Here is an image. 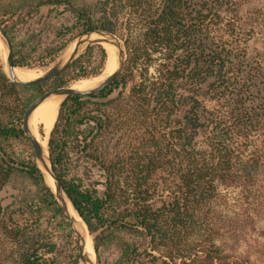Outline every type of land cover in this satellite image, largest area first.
<instances>
[{
  "label": "trees",
  "instance_id": "16d2710c",
  "mask_svg": "<svg viewBox=\"0 0 264 264\" xmlns=\"http://www.w3.org/2000/svg\"><path fill=\"white\" fill-rule=\"evenodd\" d=\"M241 1L71 6L75 37L95 29L130 34L123 74L101 93L65 98L49 138L57 176L90 234L106 227L95 238L99 264H255L219 243L232 228L216 208L221 186L256 183L264 164V71L247 52L251 32L239 22ZM49 5L62 2L0 0V22L12 39L26 14ZM100 48L97 70L79 59L32 87L11 83L0 60V264H54L56 228L71 234L22 120L45 92L99 76L107 62ZM14 51L15 66L29 68L25 45ZM47 51L52 60L60 52ZM75 156L102 180L87 182ZM20 176L38 188L43 202L37 209L25 195L8 200V187ZM106 243L118 245L119 256L102 263Z\"/></svg>",
  "mask_w": 264,
  "mask_h": 264
},
{
  "label": "rangeland",
  "instance_id": "374dc122",
  "mask_svg": "<svg viewBox=\"0 0 264 264\" xmlns=\"http://www.w3.org/2000/svg\"><path fill=\"white\" fill-rule=\"evenodd\" d=\"M59 1L62 2V5L44 6L38 15L26 14L24 21L18 26L12 36L14 45L17 47L25 45L26 47V51H23V54L27 57V62L30 65L28 69L38 70L43 73L63 56L79 36L75 37L74 31L69 30L74 22L70 11L71 6L86 8L92 4V0ZM26 12L27 10H23V14ZM127 12L122 16L123 21L130 17ZM238 17L241 26L251 32L246 44L248 55L259 62L264 71V0H242L238 8ZM119 36L123 45L125 41L130 40L129 31L124 28H121ZM92 46L93 50L90 52V47ZM92 46L88 49L84 48L77 60L82 59L88 62L86 64L88 70H97L101 57L100 47L102 46L99 44ZM47 50H50V52L60 50V52L52 60L48 57L49 52ZM0 60L3 65L6 60L4 47L2 52H0ZM104 70L99 76L103 75ZM97 77L80 80H93ZM76 81H72L67 85ZM259 88L264 96V80ZM32 94H35V92H32ZM262 139L260 136L253 138L255 142L250 149L259 145ZM18 148L21 149L19 146ZM75 166L81 176L87 179V182H99L102 180L101 173L89 163L76 158ZM257 176V182L254 184H244L239 187L221 186L219 197L216 200V208L222 218L221 220L223 222L226 221L232 228L230 236L224 237L219 241L220 244H223L224 250L228 253L248 258L255 264H264V164L262 168L258 169ZM97 187L100 188V185ZM6 195L9 201L25 195V198L33 204L35 209L43 202L38 188L24 176L18 177L8 187ZM105 229L106 227L100 229L96 235H91L94 238V247L95 238L101 235ZM54 235L57 249L50 256L51 260L54 261V264H72L78 256V247L72 233L69 234L66 230L56 228ZM95 253L99 264V255L96 249ZM118 256L119 248L115 243H106L100 247L102 263L113 262Z\"/></svg>",
  "mask_w": 264,
  "mask_h": 264
},
{
  "label": "water",
  "instance_id": "95a60500",
  "mask_svg": "<svg viewBox=\"0 0 264 264\" xmlns=\"http://www.w3.org/2000/svg\"><path fill=\"white\" fill-rule=\"evenodd\" d=\"M94 35H98L102 38L100 40H95L92 38ZM0 40L6 51V60L3 64V69L7 75L8 80L13 84L24 87L38 86L44 84L52 78L59 76L74 64L84 48L88 49L90 46L97 44L99 41L112 44L118 49L117 67L112 74L106 76L94 86L85 90L73 88L72 84H70L45 92L44 94L36 98L26 108L22 120V129L32 144L35 153L36 164L41 170L47 186L52 190L61 213L64 217V220L68 223L71 233L75 238L78 247V264H98L94 244L93 248L95 256L93 259L86 250V243L88 238H91L92 243L94 242V238L91 237L86 223L83 221L82 217L75 209L68 193L66 192L62 182L57 176L49 150V142L46 147L36 138V135L34 134L30 126V120L36 108L50 97L60 96L64 100L69 96H91L101 93L109 88L114 83V81L123 74L125 70L127 59L125 47L117 34L104 29L90 30L79 35L75 39L72 46L53 66L45 70L43 72V75L33 80H22L17 76L15 72L16 66L14 63L15 51L13 41L1 22ZM70 207L73 208V210L77 213L81 220H78L76 216L71 213Z\"/></svg>",
  "mask_w": 264,
  "mask_h": 264
},
{
  "label": "bare ground",
  "instance_id": "6f19581e",
  "mask_svg": "<svg viewBox=\"0 0 264 264\" xmlns=\"http://www.w3.org/2000/svg\"><path fill=\"white\" fill-rule=\"evenodd\" d=\"M92 38L95 40H100L102 37L94 35ZM97 44L101 45L107 53L106 68L103 75L94 78L93 80L76 81L72 84L73 88L80 90L88 89L115 71L117 67L118 49L114 45L102 41H99ZM2 50L3 44L0 40V52H2ZM15 72L17 76L22 80H33L43 75V73L39 72L38 70L36 71L21 67H16ZM62 102L63 98L60 96L50 97L36 108L31 117L30 126L32 128V131L36 135V138L46 147L49 142L51 131L57 121L60 105ZM70 211L74 216H76L78 220H81L72 207H70ZM86 250L93 259L95 255L91 238H88L87 240Z\"/></svg>",
  "mask_w": 264,
  "mask_h": 264
}]
</instances>
